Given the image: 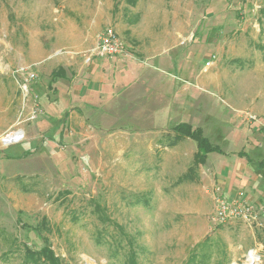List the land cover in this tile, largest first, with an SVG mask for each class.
Here are the masks:
<instances>
[{
  "label": "rangeland",
  "instance_id": "374dc122",
  "mask_svg": "<svg viewBox=\"0 0 264 264\" xmlns=\"http://www.w3.org/2000/svg\"><path fill=\"white\" fill-rule=\"evenodd\" d=\"M131 1L0 0V264H22L44 240L61 264H184L206 238L207 264H264V218L214 225L213 192L223 197L201 177L210 166L177 183L196 146L165 143L177 124L200 128L243 156L264 204V0ZM107 26L126 51L152 34L185 53L158 104L171 114L150 120L148 97L141 115L135 98L119 115L78 108L70 89ZM215 157L228 169L238 160Z\"/></svg>",
  "mask_w": 264,
  "mask_h": 264
},
{
  "label": "crops",
  "instance_id": "0c3cea01",
  "mask_svg": "<svg viewBox=\"0 0 264 264\" xmlns=\"http://www.w3.org/2000/svg\"><path fill=\"white\" fill-rule=\"evenodd\" d=\"M132 4H135V2ZM135 21H137V18L134 21L130 20V23H135ZM125 33H128V31L125 30ZM138 37L139 35L135 38L138 44L137 47L135 49L133 48V50L128 49L126 51L128 45L124 44L125 52L121 56L98 58L93 51H91L89 57L84 61L86 64V66H84L85 68H82V75L85 76L82 77V80L79 79L81 77H77L78 84L72 86L70 89L71 94L76 98L75 103L78 108L83 107L86 110L88 109L87 112L97 117H100V114L108 115L110 113L119 115L125 112L124 104L126 98H135L136 100L138 99V108L131 109L130 112L141 115L146 113V111L143 110V105H146L143 99L148 97L152 100L151 112L149 115L150 120L155 121L160 118L163 119V117H166L167 113L171 114V107H168L171 106L169 103H166L165 106L162 107L158 104L161 103L160 99L165 101L168 99V96L170 97V90H172L174 86V77H176V74L177 76L182 75L180 73L186 68L187 58L185 59V57L187 56H185L184 52L176 53V48L172 47L170 43H167L168 40L166 38H164L163 41L156 42L153 40L155 38L152 34L149 36L144 35L140 38ZM145 37L148 39V42L144 41ZM165 41L167 42L165 43ZM176 67L179 71H175ZM64 74L65 73L56 80L58 84L62 83L63 80H67L64 79ZM165 74H167V76ZM172 75H174V77ZM168 76H172V78L170 79ZM179 78L181 79V77ZM165 133L167 137L165 143L169 144L170 147H179L187 141V139L183 138L178 140L176 144L174 142V132L168 131ZM221 151L223 154L220 153L219 155H231L237 157L238 160L233 162L230 169H228L224 167L225 165H219L217 163L223 160L221 157L213 158L214 162L211 163L209 160L210 156L213 154L211 153L206 159V163L210 166L209 169L206 170L209 175L207 176L200 171L202 175L200 176L202 178H207L209 185H212L215 191L220 190V195L226 200H233L237 196L242 195L251 202L260 204V201L257 199L260 191H255L254 189L256 182L255 176L250 170L249 165L242 162V160H244L243 156H241L240 153L233 154L222 149ZM217 170H220V174L217 173ZM207 197H210V195ZM214 199L216 198L213 192L212 200ZM263 218L264 214L262 215V219Z\"/></svg>",
  "mask_w": 264,
  "mask_h": 264
},
{
  "label": "trees",
  "instance_id": "16d2710c",
  "mask_svg": "<svg viewBox=\"0 0 264 264\" xmlns=\"http://www.w3.org/2000/svg\"><path fill=\"white\" fill-rule=\"evenodd\" d=\"M63 73V69L58 68V70L51 73V76L52 78L60 77ZM173 132L175 134V141L188 138L194 141L196 146V152L193 156V165L186 170L184 175L178 178L177 183H181L182 181L191 182L196 169L206 163V159L209 154H223L219 146L212 145L210 143L200 128H192L190 125L182 123L174 126ZM44 244L45 245L39 250H34L32 247L25 246L22 264H61L60 259L55 257L46 240H44ZM212 247V239L206 238L193 247L184 264H207V261L210 260L212 256Z\"/></svg>",
  "mask_w": 264,
  "mask_h": 264
},
{
  "label": "built area",
  "instance_id": "2783aa9c",
  "mask_svg": "<svg viewBox=\"0 0 264 264\" xmlns=\"http://www.w3.org/2000/svg\"><path fill=\"white\" fill-rule=\"evenodd\" d=\"M125 52L124 42L118 37L115 30L106 27L97 36V44L93 49V53L98 58H111L123 55ZM210 63H206L209 66ZM35 76L30 75V79ZM264 214V204H256L251 202L242 195L237 196L233 200L224 198L215 199V210L211 217L214 225L231 224L240 221L247 225H261L262 215Z\"/></svg>",
  "mask_w": 264,
  "mask_h": 264
},
{
  "label": "bare ground",
  "instance_id": "6f19581e",
  "mask_svg": "<svg viewBox=\"0 0 264 264\" xmlns=\"http://www.w3.org/2000/svg\"><path fill=\"white\" fill-rule=\"evenodd\" d=\"M20 136V133H15V134H10L6 137L3 138V142L5 144H11L16 142V140L18 139V137ZM256 262L253 260V257H250L248 259V264H255Z\"/></svg>",
  "mask_w": 264,
  "mask_h": 264
}]
</instances>
